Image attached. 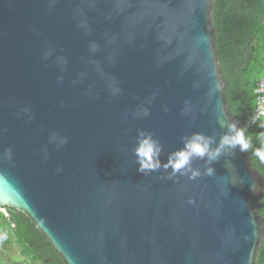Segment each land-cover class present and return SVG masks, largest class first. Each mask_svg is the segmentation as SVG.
Instances as JSON below:
<instances>
[{"label": "water", "instance_id": "1", "mask_svg": "<svg viewBox=\"0 0 264 264\" xmlns=\"http://www.w3.org/2000/svg\"><path fill=\"white\" fill-rule=\"evenodd\" d=\"M216 1L0 0V209L65 264H258L264 174L249 150L191 180L144 175L134 153L139 129L166 160L191 132L219 142V121L249 125L228 102Z\"/></svg>", "mask_w": 264, "mask_h": 264}, {"label": "trees", "instance_id": "2", "mask_svg": "<svg viewBox=\"0 0 264 264\" xmlns=\"http://www.w3.org/2000/svg\"><path fill=\"white\" fill-rule=\"evenodd\" d=\"M214 20L228 102L238 121L249 122L246 126V134L252 138L249 152L254 167L264 174V162L252 155L260 146L256 135L264 131L260 127L264 118L250 122L258 105L257 84L264 77V0H217ZM259 212L264 218V192ZM12 247H17L24 256L12 264H65L28 216L4 207L0 209V248ZM258 264H264V240Z\"/></svg>", "mask_w": 264, "mask_h": 264}, {"label": "clouds", "instance_id": "3", "mask_svg": "<svg viewBox=\"0 0 264 264\" xmlns=\"http://www.w3.org/2000/svg\"><path fill=\"white\" fill-rule=\"evenodd\" d=\"M150 112L147 108L144 109L143 115L147 116ZM257 118H264V109H261ZM255 122V121H253ZM220 127L227 128V131L220 135L217 142L216 135H210L203 131H194L182 137L183 146L170 152L166 160L161 159L163 152V144L154 133L144 129L138 130L137 144L134 148L138 171L147 175L153 171L171 169L168 175L169 179L179 176H188V178L196 179L202 175L214 176L215 169L212 166L221 156L227 153L234 154V151L239 148L241 152L248 151L252 148V138L247 133V127H239L236 121L225 123L219 121ZM264 129V122L260 124ZM260 146L255 148L252 155L264 162V131L256 135ZM69 137L64 136L60 140V144L68 143ZM6 155L11 159V149L7 150ZM204 161L206 165L204 171L201 168L194 167V161ZM62 169H58L60 171ZM189 203H194L190 200Z\"/></svg>", "mask_w": 264, "mask_h": 264}, {"label": "rangeland", "instance_id": "4", "mask_svg": "<svg viewBox=\"0 0 264 264\" xmlns=\"http://www.w3.org/2000/svg\"><path fill=\"white\" fill-rule=\"evenodd\" d=\"M24 256L17 247L10 249L0 248V264H12L16 260H23Z\"/></svg>", "mask_w": 264, "mask_h": 264}, {"label": "built area", "instance_id": "5", "mask_svg": "<svg viewBox=\"0 0 264 264\" xmlns=\"http://www.w3.org/2000/svg\"><path fill=\"white\" fill-rule=\"evenodd\" d=\"M256 92L258 93V97H257L258 105L250 121L252 124L256 123L260 119V118H257V114L261 109H264V77H262L258 81Z\"/></svg>", "mask_w": 264, "mask_h": 264}]
</instances>
